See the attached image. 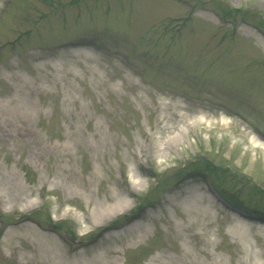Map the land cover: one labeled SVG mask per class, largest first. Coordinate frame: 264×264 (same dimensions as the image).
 Listing matches in <instances>:
<instances>
[{
	"label": "rangeland",
	"instance_id": "obj_1",
	"mask_svg": "<svg viewBox=\"0 0 264 264\" xmlns=\"http://www.w3.org/2000/svg\"><path fill=\"white\" fill-rule=\"evenodd\" d=\"M216 1L0 0V264H264V0Z\"/></svg>",
	"mask_w": 264,
	"mask_h": 264
}]
</instances>
